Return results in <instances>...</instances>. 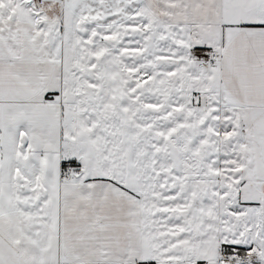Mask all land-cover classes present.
Wrapping results in <instances>:
<instances>
[{"label":"snow or ice","instance_id":"6c2138e0","mask_svg":"<svg viewBox=\"0 0 264 264\" xmlns=\"http://www.w3.org/2000/svg\"><path fill=\"white\" fill-rule=\"evenodd\" d=\"M0 264H264V0H0Z\"/></svg>","mask_w":264,"mask_h":264}]
</instances>
